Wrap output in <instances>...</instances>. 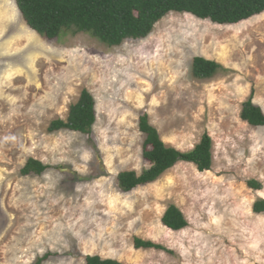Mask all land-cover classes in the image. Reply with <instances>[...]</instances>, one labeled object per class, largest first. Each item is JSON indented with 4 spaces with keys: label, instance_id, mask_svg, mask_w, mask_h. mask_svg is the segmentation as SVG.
Listing matches in <instances>:
<instances>
[{
    "label": "rangeland",
    "instance_id": "374dc122",
    "mask_svg": "<svg viewBox=\"0 0 264 264\" xmlns=\"http://www.w3.org/2000/svg\"><path fill=\"white\" fill-rule=\"evenodd\" d=\"M195 57L228 72L195 79ZM83 89L92 135L50 132ZM249 98L264 114V13L236 25L170 13L147 38L108 47L72 31L48 41L0 0V264H264V213L252 210L264 200V127L241 120ZM142 114L180 152L208 134L210 171L182 162L122 193L118 174L148 164ZM30 158L50 168L22 176ZM170 205L185 229L161 224ZM136 238L164 250L135 249Z\"/></svg>",
    "mask_w": 264,
    "mask_h": 264
},
{
    "label": "trees",
    "instance_id": "16d2710c",
    "mask_svg": "<svg viewBox=\"0 0 264 264\" xmlns=\"http://www.w3.org/2000/svg\"><path fill=\"white\" fill-rule=\"evenodd\" d=\"M25 24L36 34L54 41L66 32L90 34L108 47H117L127 40L147 38L154 26L170 13L188 14L217 25H236L264 13V0H15ZM221 65L202 57L192 60L191 73L195 79L209 80L227 73ZM240 118L252 127H264V114L251 98L242 104ZM96 122L95 100L85 89L69 108L65 121H52L50 132L70 130L85 136L92 135ZM138 129L144 135L142 159L148 164L140 174L121 172L116 186L122 193L157 181L178 163L195 166L198 172L212 167V140L204 133L200 141L187 152L165 145L157 130L149 124L148 116L138 119ZM50 167L35 159H28L20 170L22 176H40ZM249 188L259 190L260 184L248 181ZM255 214L264 213V200L252 207ZM161 224L178 232L188 226L181 211L170 205L161 217ZM135 249L164 250L150 241L134 239ZM85 264H122L112 259L86 256Z\"/></svg>",
    "mask_w": 264,
    "mask_h": 264
}]
</instances>
